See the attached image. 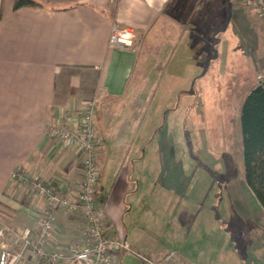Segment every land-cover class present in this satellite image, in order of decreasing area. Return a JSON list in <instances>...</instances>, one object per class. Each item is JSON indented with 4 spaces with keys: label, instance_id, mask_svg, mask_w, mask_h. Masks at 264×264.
Listing matches in <instances>:
<instances>
[{
    "label": "crops",
    "instance_id": "obj_1",
    "mask_svg": "<svg viewBox=\"0 0 264 264\" xmlns=\"http://www.w3.org/2000/svg\"><path fill=\"white\" fill-rule=\"evenodd\" d=\"M36 1L44 6L14 10L13 0H0V227L10 228L0 240V249L19 248V232L29 228L32 235L39 213L46 206L43 198L10 178L12 170L20 168L39 174L44 179L59 182V189L69 196L75 193L81 178V154L49 139L46 127L63 113L80 114L91 96L96 99V149L100 168L111 165L109 175L112 176L105 186L100 175L95 205L109 230L123 233L126 243L129 240L133 244L131 232L134 226L128 223L127 227L123 222L122 227L120 221L132 208L130 205L128 209L126 203L128 192L135 196L141 187L139 180L134 184L127 182L131 169L125 160L141 157L139 148L134 147L136 141L130 140L129 127H135L131 123L137 119L139 109L151 100L147 97L148 91L154 87L148 80H155L160 73L162 78L186 80L188 90L183 94H198L195 83L191 85L190 81L210 77L208 70L216 64L215 56L211 58V54L215 55V45L211 41L217 33L216 6L211 7V0ZM226 4L228 6V0ZM232 8L238 12L239 22L248 25L252 48V54L247 55L242 67L246 77L242 84L243 95L239 97L237 90L228 87V104L235 93L238 95L236 109L239 116L244 97L257 85L256 76L253 75L252 81L250 73L264 72V50L261 53L257 50L260 42L264 43V27L255 10ZM114 25L131 32L133 47L118 49L109 45ZM201 51L207 53L203 61ZM174 57V71H169V66L163 69L161 64ZM205 63L207 70L203 67ZM116 128L125 130V143L120 146L125 152L116 146V142L123 139L124 131L118 130L119 139L116 140ZM243 185L244 189L233 186L237 189L233 193L237 194L235 191L240 189L254 197L244 177ZM201 187L198 184L191 191L199 201L206 190ZM145 203L148 206V201ZM222 216L215 211V216L207 215V218L213 222L216 219L228 222L227 213ZM55 217L48 248L77 239L81 225L78 214L56 210ZM229 221L236 227L243 224L239 219ZM241 227L243 229V225ZM143 232L155 231L152 226H144ZM140 243L136 247L145 251L148 259L165 264H185L179 259L177 250H167L150 241ZM221 251L228 254L227 250ZM253 252L255 255L250 264H264L263 244ZM17 264L39 263L25 253Z\"/></svg>",
    "mask_w": 264,
    "mask_h": 264
},
{
    "label": "rangeland",
    "instance_id": "obj_2",
    "mask_svg": "<svg viewBox=\"0 0 264 264\" xmlns=\"http://www.w3.org/2000/svg\"><path fill=\"white\" fill-rule=\"evenodd\" d=\"M214 6L217 9V33L211 41L215 45V55L211 54V58L215 56L216 64L208 70L210 77L191 80L190 84L195 83L198 90V94L191 95L182 93L188 90L189 84L184 79L162 78L160 73L155 80H148L154 87L148 91L147 97L151 100L139 109L137 119L131 123L135 127H129L130 140L136 141L134 147L139 148L141 157L124 159L131 169L127 182L134 184L139 180L141 187L135 196L128 192L126 203L128 209L130 205L132 208L129 215L120 219L122 227L123 222L127 227L128 223L134 226L131 232L133 244L129 240L126 243L123 233L120 235L116 229L110 231L128 247L119 251L112 264H145L143 258L147 254L136 247L145 241L163 245L167 250H177L179 259L185 264H250L255 255L253 250L259 244L264 247V211L250 193L245 194L240 189L235 191L237 194L233 193L237 190L233 186L244 189V185L236 109L238 95L235 93L228 104V87L237 90L239 97L243 95L242 84L246 77L242 67L247 55L252 54V48L248 38L250 29L239 22L238 12L232 7L246 6L235 0H228V6L226 0H211V7ZM262 36L264 39V32ZM260 43L257 50L261 53L264 43ZM205 55L207 53L201 51V61ZM175 57L164 61L162 68L169 66V71H174ZM257 73H250V79ZM90 100L94 101L96 112L95 96L88 97L86 102ZM120 129L123 128L114 129L117 137ZM125 136L124 140L116 139L118 149L125 143ZM96 157L105 185L112 177L109 175L111 165L100 168L98 149ZM198 184L201 189H206L200 201L191 192ZM215 211L221 216L227 213L228 222L208 219L207 215L215 216ZM231 218L242 220L243 224L236 227L229 221ZM80 220L82 223L81 216ZM144 226H152L155 232L144 233Z\"/></svg>",
    "mask_w": 264,
    "mask_h": 264
},
{
    "label": "built area",
    "instance_id": "obj_3",
    "mask_svg": "<svg viewBox=\"0 0 264 264\" xmlns=\"http://www.w3.org/2000/svg\"><path fill=\"white\" fill-rule=\"evenodd\" d=\"M235 1L254 9L264 24V0ZM108 43L112 47L126 49L133 47V37L128 29L114 25ZM256 80L257 84H264V72H258ZM94 114L95 103L90 100L85 103L80 114L73 116L63 113L46 127L49 139L57 140L63 147L77 150L81 154V178L73 196L59 189V183L54 180H45L39 174L20 168L12 170L11 179L43 198L46 206L39 213L38 224L32 235L29 228H23L19 232V248L0 249V264H17L25 253L33 256L39 264H112L119 251L128 248L121 238L110 232L95 205L100 169L96 157L97 130ZM56 210L78 214L82 223L77 231V239L48 248L56 221ZM6 230L10 231V228L0 229V240L4 239ZM143 260L145 264H164L147 258Z\"/></svg>",
    "mask_w": 264,
    "mask_h": 264
},
{
    "label": "trees",
    "instance_id": "obj_4",
    "mask_svg": "<svg viewBox=\"0 0 264 264\" xmlns=\"http://www.w3.org/2000/svg\"><path fill=\"white\" fill-rule=\"evenodd\" d=\"M36 0H13V9L43 7ZM243 177L264 210V84L258 83L244 97L239 109Z\"/></svg>",
    "mask_w": 264,
    "mask_h": 264
}]
</instances>
